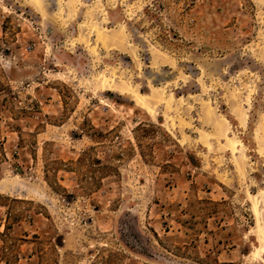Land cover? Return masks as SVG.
<instances>
[{
    "label": "rangeland",
    "instance_id": "1",
    "mask_svg": "<svg viewBox=\"0 0 264 264\" xmlns=\"http://www.w3.org/2000/svg\"><path fill=\"white\" fill-rule=\"evenodd\" d=\"M263 224L264 0H0V264H264Z\"/></svg>",
    "mask_w": 264,
    "mask_h": 264
},
{
    "label": "bare ground",
    "instance_id": "2",
    "mask_svg": "<svg viewBox=\"0 0 264 264\" xmlns=\"http://www.w3.org/2000/svg\"><path fill=\"white\" fill-rule=\"evenodd\" d=\"M136 102L140 103V98L136 96ZM147 102V101H146ZM165 103V102H164ZM145 105V104H144ZM146 108V107H145ZM260 225V224H259ZM260 240H261V245L264 248V224L262 225V230L260 234Z\"/></svg>",
    "mask_w": 264,
    "mask_h": 264
},
{
    "label": "built area",
    "instance_id": "3",
    "mask_svg": "<svg viewBox=\"0 0 264 264\" xmlns=\"http://www.w3.org/2000/svg\"><path fill=\"white\" fill-rule=\"evenodd\" d=\"M14 154H15V155H18V154H19V149H18L17 146L14 148Z\"/></svg>",
    "mask_w": 264,
    "mask_h": 264
}]
</instances>
